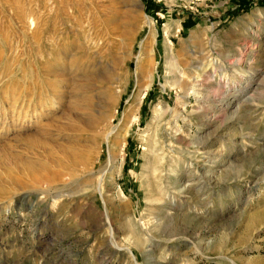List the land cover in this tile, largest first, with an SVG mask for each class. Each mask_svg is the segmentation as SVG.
Here are the masks:
<instances>
[{"label": "rangeland", "instance_id": "obj_1", "mask_svg": "<svg viewBox=\"0 0 264 264\" xmlns=\"http://www.w3.org/2000/svg\"><path fill=\"white\" fill-rule=\"evenodd\" d=\"M127 9L116 112L76 125ZM0 264H264V0H0Z\"/></svg>", "mask_w": 264, "mask_h": 264}, {"label": "bare ground", "instance_id": "obj_2", "mask_svg": "<svg viewBox=\"0 0 264 264\" xmlns=\"http://www.w3.org/2000/svg\"><path fill=\"white\" fill-rule=\"evenodd\" d=\"M112 9L114 12V10L116 8L115 9L112 8ZM128 12H129L128 9L124 10L123 12H120V14H119L121 17L120 20H117V19L116 20L108 19L109 21L106 20L107 21L106 24H108L107 26L110 28V30H112V32L117 31V33H118V31H119V33H120V35L118 36V38L120 40L119 41L120 42L119 43L120 50L117 52V54L109 56L110 62H109L106 73H104L105 75L101 74V73H96V72H94V70L93 71L90 70L88 68V66L86 68L80 67L77 69V74H80V73L82 74V75L80 74L81 77L79 76V78L76 77L77 79H75V81H76L75 87H76V91H77V96L79 97L78 100H81L83 102L82 103L83 105L80 104L82 106L81 107L82 110L87 111L89 113L86 116L85 120H83V122H78V121H82V120L77 121V119H75L76 117L73 118L74 117L73 116L71 118L72 119L71 121L74 122V124H76V125H79V126L84 125V126H87L88 128H94V127L96 128V125L98 123H100L102 121L105 122L106 120L112 119L114 112H116V104L118 103L119 98L121 97L123 90L118 88V86L114 87L112 85L114 83H115V85L118 84L117 81L122 76H124V72H122L123 66L132 57L131 43L134 40L133 38L135 35V29H136V26L138 25V24L136 25V23H135L136 21L133 22V20H132L129 22L128 18H129L131 13H128ZM116 14H118V13L115 12L114 15H116ZM115 36H116V34H115ZM89 40H90V44L92 45V47H97L100 45L99 41L95 40V37L89 38ZM71 59H74L73 56ZM71 59H69V60H71ZM69 60L67 62H69ZM67 62H66V64H67ZM95 69H97V68H95ZM139 70H140V76H139L138 81H137L136 93L131 95L127 99L126 106L123 109V111L121 112V118H122L121 119V126L118 127V132H115L114 139L119 144H122L123 136L126 133V131L124 133V130L127 128V124L136 120V112L138 110V106H139V104H140V102H141V100L145 94L146 88L148 87L147 81L146 80L144 81L145 77L142 76L144 74L142 67H140ZM146 72H147V70H146ZM78 119H80V118H78ZM114 131L115 130L110 128L106 132V138L108 139L109 137H111V135L114 134ZM114 139H113V142H114ZM157 166L158 165L155 163V166L153 168L154 172L159 170L158 169L159 167H157Z\"/></svg>", "mask_w": 264, "mask_h": 264}, {"label": "trees", "instance_id": "obj_3", "mask_svg": "<svg viewBox=\"0 0 264 264\" xmlns=\"http://www.w3.org/2000/svg\"><path fill=\"white\" fill-rule=\"evenodd\" d=\"M244 7H246V5Z\"/></svg>", "mask_w": 264, "mask_h": 264}]
</instances>
